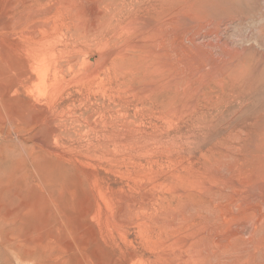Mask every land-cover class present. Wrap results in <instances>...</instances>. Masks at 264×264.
I'll return each mask as SVG.
<instances>
[{"label": "rangeland", "instance_id": "374dc122", "mask_svg": "<svg viewBox=\"0 0 264 264\" xmlns=\"http://www.w3.org/2000/svg\"><path fill=\"white\" fill-rule=\"evenodd\" d=\"M143 1L0 0V264L27 235L37 264H264V184L244 217L224 184L264 151V0Z\"/></svg>", "mask_w": 264, "mask_h": 264}, {"label": "bare ground", "instance_id": "6f19581e", "mask_svg": "<svg viewBox=\"0 0 264 264\" xmlns=\"http://www.w3.org/2000/svg\"><path fill=\"white\" fill-rule=\"evenodd\" d=\"M116 1V0H115ZM144 1H146V0H144ZM144 1H143V3H144ZM149 1H151V0H149ZM159 1V0H158ZM158 1L156 2V3H158ZM177 2H178V0H176ZM175 1V2H176ZM182 1V0H181ZM219 1V0H218ZM218 1L217 2H215V3H217L218 4ZM221 1H223V0H221ZM225 1V0H224ZM230 1V0H229ZM245 1V0H244ZM251 0H249V2H250ZM257 1V0H256ZM260 1V0H259ZM119 2V1H118ZM117 2V3H118ZM147 2V1H146ZM151 2H153V1H151ZM170 2V1H169ZM174 2V3H175ZM180 2V1H179ZM211 2V1H210ZM140 3H142V1L140 2ZM148 3V2H147ZM147 3H146V5H147ZM159 3H160V1H159ZM161 3H164L163 1L161 2ZM182 3V2H181ZM231 3H233V2H231ZM238 3V2H237ZM252 3H253V1H252ZM133 4V3H132ZM149 4V3H148ZM154 5H155V2L153 3ZM175 4H177V3H175ZM179 4V3H178ZM217 4H215V5H217ZM220 4H221V2H220ZM225 4V3H224ZM234 4V3H233ZM242 4V3H241ZM257 4H259V3H257ZM108 5V4H107ZM117 5V4H116ZM142 5V4H141ZM145 5V6H146ZM159 5V4H158ZM163 5V4H162ZM168 5V4H167ZM181 5V4H180ZM184 4H182V6H183ZM244 5H247L246 3H244ZM254 5H255V3H254ZM109 6V5H108ZM115 6V5H114ZM118 6H119V4H118ZM121 6V8H122V5H120ZM125 5H123V7H124ZM151 6H152V3H151ZM169 6V5H168ZM172 6V5H171ZM185 6V5H184ZM239 6H242L243 7V5H240L239 4ZM251 6H253V5H251ZM106 7V6H105ZM238 6H236V8H237ZM245 7V6H244ZM247 7H248V5H247ZM119 8V7H118ZM116 9V11H120V9ZM148 8V7H147ZM165 8V7H164ZM184 8V7H183ZM246 8V7H245ZM251 8V7H250ZM258 8H259V6H258ZM112 9H114L113 7H112ZM112 9L110 10V11H112ZM126 9V8H125ZM146 9V8H145ZM170 9V8H169ZM184 9H186V8H184ZM184 9H183V11H184ZM239 9V8H238ZM237 9V10H238ZM242 9H244V8H242ZM247 9V8H246ZM178 9H176V11H177ZM180 10V9H179ZM255 10V9H254ZM253 10V11H254ZM257 10V9H256ZM109 10H108V13L110 12ZM149 11V10H148ZM180 11H182V10H180ZM180 11H178V12H174L175 14H177V13H179ZM247 11V10H246ZM248 11H250V10H248ZM122 12V11H121ZM120 12V13H121ZM186 12V11H185ZM238 12V11H237ZM252 12V11H251ZM117 13V12H116ZM147 13H149V12H147ZM172 13H173V11H172ZM173 13V14H174ZM153 14H154V12H153ZM234 14V13H233ZM240 14H241V12H240ZM239 13H238V15H240ZM256 14V13H255ZM109 15H110V13H109ZM112 15V14H111ZM166 15V14H165ZM181 15V14H180ZM242 15V14H241ZM240 15V16H241ZM162 16H164V15H162ZM168 16V15H167ZM165 17V16H164ZM249 17V16H248ZM160 18V17H159ZM181 18V17H180ZM161 19V18H160ZM163 19V18H162ZM173 19H175V18H173ZM109 20V19H108ZM158 20V19H157ZM106 21H107V19H106ZM157 22H161V21H157ZM145 23V22H144ZM166 23V22H165ZM164 22H161V24H162V27H165V24ZM153 26V25H152ZM163 40V39H162ZM38 50V49H37ZM36 50V51H37ZM40 51V50H39ZM41 52H43V51H41ZM48 57H50V56H48ZM48 57H47V55L46 54H41V55H38V59H37V61H36V63H35V65L32 67V70H33V73H35L36 74V76L37 77H35V76H33V75H31L30 74V72H29V75L28 76H25L24 78H22L21 79V81L19 82V86L20 87H22V88H28L29 89V91L31 90V87H33L34 85H35V80H36V78H40L41 79V75L44 73V71L48 68V66H49V64H50V62H51V60H50V62H48L49 60H48ZM51 59V58H50ZM231 63V62H230ZM25 64V63H24ZM225 65V64H224ZM224 68V67H223ZM262 68V67H261ZM22 69V68H21ZM27 69V68H26ZM254 69V68H253ZM256 69V68H255ZM32 70H31V72H32ZM257 70V69H256ZM243 71V70H242ZM255 71V70H254ZM22 72H25V71H22ZM144 72V71H143ZM238 72V71H237ZM236 73V72H235ZM239 74H241L240 72H238ZM243 73V72H242ZM253 73V72H252ZM256 73H257V71H256ZM27 74V73H26ZM44 74H46V73H44ZM43 74V75H44ZM238 74V75H239ZM233 75H234V73H233ZM237 75V74H236ZM243 75V74H242ZM250 75V74H249ZM46 76V75H45ZM246 76V75H245ZM244 75H243V78L245 77ZM251 76H252V74H251ZM251 76H248V77H251ZM21 77V76H20ZM234 77V76H233ZM242 76H240V78H241ZM247 77V76H246ZM246 77L244 78V79H246ZM261 77V76H260ZM47 78V77H46ZM46 78H44V76H43V79H45L46 80ZM236 78V77H235ZM263 78V77H262ZM261 78V79H262ZM42 79V80H43ZM249 79V78H248ZM264 79V78H263ZM41 80V81H42ZM41 82H40V80H39V84H40ZM230 83V82H229ZM248 83H249V81H247L246 82V84L248 85ZM255 83V82H254ZM224 84V83H223ZM238 84H240V83H238ZM256 84V83H255ZM254 84V85H255ZM225 85H229V84H225ZM233 85V84H232ZM236 85V84H235ZM247 85H246V88H247ZM253 85V86H254ZM37 86H39L40 87V85H37ZM224 86V85H223ZM223 86H221L222 88H223ZM229 86H231V85H229ZM219 87H220V85H219ZM244 88H245V85L243 86ZM249 87H251L252 88V86H249ZM35 88V87H34ZM231 88V87H230ZM232 88H234V87H232ZM237 88V87H236ZM38 89V88H37ZM221 89V88H220ZM225 89V88H224ZM223 89V90H224ZM243 89V88H242ZM36 90V89H35ZM222 90V89H221ZM254 90V89H253ZM252 89L250 90V91H253ZM34 91V90H33ZM32 92V91H31ZM223 93H226V92H224V91H222ZM246 92H248V91H246ZM240 93V92H239ZM243 93V92H242ZM241 94V93H240ZM239 94V95H240ZM238 94H236V96H237ZM223 96V95H222ZM225 96H226V94H225ZM224 96V97H225ZM210 97V96H209ZM208 97V98H209ZM206 98L207 97H205V100H206ZM207 98V99H208ZM236 98V97H235ZM244 98V97H243ZM256 98V97H255ZM210 99V98H209ZM234 99V98H233ZM204 99H202L201 101H203ZM213 100V99H212ZM211 100V101H212ZM217 100H219V99H217ZM222 100V99H221ZM229 100V99H228ZM23 101V100H22ZM215 101V100H214ZM206 102H207V100H206ZM209 102H210V100H209ZM213 102V101H212ZM220 102V101H219ZM229 102H231V101H229ZM239 102V101H238ZM215 103V102H214ZM240 103V102H239ZM26 104H28V103H26ZM30 104V103H29ZM231 105H233V104H231ZM29 106V105H28ZM31 108H32V105L30 106ZM61 107V105L59 106V108ZM63 107V106H62ZM210 107V106H209ZM212 107V106H211ZM215 108H216V106H215ZM231 108V107H230ZM27 109V108H26ZM32 109H34V106H33V108ZM222 109V108H221ZM227 109V108H226ZM29 110V109H28ZM37 110V109H36ZM217 110V109H216ZM32 111V110H31ZM231 111V110H230ZM226 112V111H225ZM233 112H236V110L235 111H233ZM27 113V112H26ZM221 113H223V111L221 112ZM230 113V112H229ZM218 114H220V112L218 113ZM263 114V113H262ZM28 115V114H27ZM215 115H217V114H215ZM261 115V114H260ZM214 115H211V118L213 117ZM264 116V115H263ZM263 116H261L262 118H263ZM218 117V116H217ZM224 117V116H223ZM227 117V116H226ZM230 117V116H229ZM228 117V118H229ZM232 117H234V116H232ZM259 117V116H258ZM210 118V119H211ZM215 118V117H214ZM222 118V117H221ZM235 118V117H234ZM220 119V118H219ZM257 119V118H256ZM229 120V119H228ZM254 120V119H253ZM7 121V120H6ZM206 121V120H205ZM238 121V120H237ZM260 121H264L263 119H260ZM23 122V121H22ZM27 122L28 121H26V122H24L26 125H27ZM212 122V121H211ZM218 123H220V122H218ZM232 123V122H231ZM248 123V122H247ZM250 123V122H249ZM253 123V122H252ZM260 123V122H259ZM262 123V122H261ZM260 123V124H261ZM28 124H30V125H33V123L31 124V123H29L28 122ZM251 124V123H250ZM256 124V123H255ZM16 125H19V123L18 124H16ZM26 125H25V127L24 128H26ZM221 125V124H220ZM234 125V124H233ZM241 125V124H240ZM243 125V124H242ZM253 125V124H252ZM257 125H258V123H257ZM261 125H263V123L261 124ZM213 126H215V124H213ZM217 126V125H216ZM249 126V125H248ZM260 126V125H259ZM18 127H21L22 129H23V127H22V125L20 124V126H18ZM32 127V126H31ZM34 127V126H33ZM264 127V126H263ZM21 128H20V130H21ZM212 128V127H211ZM248 128V127H247ZM255 128V127H254ZM262 128V127H261ZM17 129V128H16ZM28 129V128H27ZM31 129V128H30ZM264 129V128H263ZM19 129H17L16 131H18ZM19 130V131H20ZM24 130V129H23ZM26 130V129H25ZM56 130V129H55ZM254 130V129H253ZM53 131V130H52ZM240 131V130H239ZM255 131H257V128H255ZM259 131V130H258ZM257 131V132H258ZM261 131H263V130H261ZM260 131V132H261ZM243 132V131H242ZM254 132V131H253ZM55 134H56V132H54ZM246 133V132H245ZM54 134V135H55ZM235 134H236V132H235ZM238 134V133H237ZM252 134H255V132L254 133H252ZM264 134V133H263ZM224 135V134H223ZM239 135V134H238ZM256 135V134H255ZM52 136H53V134H52ZM225 136V135H224ZM239 137H240V135H239ZM249 137V136H248ZM255 137V136H254ZM230 138V137H229ZM229 138H228V140H229ZM237 138V137H236ZM242 138H244V137H242ZM251 138V137H250ZM256 138V137H255ZM253 139V138H252ZM246 140V139H245ZM249 139H247L246 141H248ZM255 139H253V141H254ZM258 140V139H257ZM257 140H255L253 143H252V141H251V143H252V145L251 146H253V144L254 143H256V141ZM221 141V140H220ZM230 141H232V139L230 140ZM238 141V140H237ZM244 142V141H243ZM246 143V142H245ZM248 143H250V141L248 142ZM261 143H264V140H262L261 141ZM230 144H231V142H230ZM237 144V143H236ZM241 144V143H240ZM247 144V143H246ZM248 145H250V144H248ZM260 145V144H259ZM236 146V145H235ZM235 146L233 145V147L235 148ZM230 147V146H229ZM237 147V146H236ZM246 148L248 147L247 145L245 146ZM254 147H256L255 145H254ZM254 147L252 148V149H254ZM261 148H263L262 146H260ZM238 148V147H237ZM241 148H242V146H241ZM245 148V149H246ZM52 149V148H51ZM248 149V148H247ZM246 149V150H247ZM249 149H250V147H249ZM257 150H256V152H257V154L258 155H256V157H253V159H250V158H246L247 160H246V162L244 161V160H242V161H234V162H232V163H230V164H228V168H225V175H227L228 176V180L226 181V182H224V184H225V186L228 188V189H231L233 192H234V194H235V196L238 194V195H242V194H246V195H248L250 198L249 199H244V198H236L235 197V199L233 198L234 197V194L232 195V198L234 199V203L235 204H237V203H239V202H241V204L238 206V211H239V215L241 216V217H244V216H246V215H248L249 213H250V206H252V204H254L255 205V203H257V202H259V200H260V197H259V195H258V193L259 192H261L262 190H261V185H259V184H257V183H263L264 184V181L263 180H261V179H259V180H261V181H259V180H255V179H252L251 177H250V174H255L256 172H257V170L258 169H262V168H264V151H262L261 149H259V147L258 148H256ZM50 150V149H49ZM233 150V149H232ZM236 150V149H235ZM238 150H240L239 148H238ZM242 150H244V149H242ZM263 150H264V148H263ZM50 151H52V150H50ZM55 151V150H54ZM251 151V150H250ZM249 151V152H250ZM253 151L254 150H252V153H253ZM53 152V151H52ZM52 152H51V154H52ZM232 152V151H231ZM209 153V152H208ZM238 153V152H237ZM247 153H248V151H247ZM54 154V153H53ZM212 154V153H211ZM224 154V153H223ZM241 154V153H240ZM249 154H251V153H249ZM253 154H256V153H253ZM217 155V154H216ZM220 155V154H219ZM225 155V154H224ZM242 155V154H241ZM221 156V155H220ZM226 156V155H225ZM236 156V155H235ZM243 156V155H242ZM247 156V155H246ZM245 156V157H246ZM250 156H252V154L250 155ZM249 156V157H250ZM207 158V157H206ZM217 158V157H216ZM237 158V157H236ZM205 159V158H204ZM222 159V158H221ZM227 159V158H226ZM238 159V158H237ZM242 159V158H241ZM240 159V160H241ZM217 160V159H216ZM224 160V159H223ZM233 160V159H232ZM215 162V161H214ZM217 162H219L218 160H217ZM41 163V162H40ZM224 163V162H223ZM222 163V161H221V163L220 164H223ZM227 163V162H226ZM213 164V163H212ZM215 164H217V163H215ZM219 164V165H220ZM207 165V164H206ZM36 166L38 167V165L36 164ZM213 166V165H212ZM221 166V165H220ZM41 167V166H40ZM208 167V166H207ZM214 167V166H213ZM217 167V166H216ZM226 167V166H225ZM203 168V167H202ZM220 168V167H219ZM223 168V167H222ZM221 168V169H222ZM242 168H245V169H242ZM209 169H210V166H209ZM212 171V170H211ZM219 171V170H218ZM216 172V171H215ZM206 173V172H205ZM219 173V172H218ZM209 174V173H208ZM206 175V174H205ZM222 175V174H221ZM223 176V175H222ZM208 177H210V175H208ZM221 177V176H220ZM37 178V176L35 177V179ZM212 178V177H211ZM223 178V177H222ZM33 179V178H32ZM233 179V182L232 183H229L230 182V180H232ZM235 179V180H234ZM264 179V178H263ZM210 180V179H209ZM263 181V182H262ZM52 182H54V181H52ZM208 182H210V181H208ZM213 182V181H212ZM34 183V181L32 182V184ZM36 183H39V182H36ZM213 183H215V182H213ZM212 183V184H213ZM216 184H218V183H216ZM214 185V184H213ZM35 187V186H34ZM33 187V188H34ZM37 187V186H36ZM217 187V186H216ZM37 188H39V187H37ZM222 188H224V187H222ZM226 188V189H227ZM36 189V188H35ZM225 189V188H224ZM219 190H220V188H219ZM209 191V190H208ZM212 191V190H211ZM257 191H259V192H257ZM213 192V191H212ZM223 192H225V191H223ZM227 192V191H226ZM221 194V193H220ZM219 194V195H220ZM224 195L225 194H227V193H223ZM226 196V195H225ZM262 196V195H261ZM228 197V196H227ZM263 197V196H262ZM231 198V199H232ZM264 198V197H263ZM224 199H225V197H224ZM230 199V200H231ZM226 200V199H225ZM233 201V200H232ZM233 203V202H232ZM261 204H262V202H261ZM233 205V204H232ZM218 206H220V205H218ZM230 206H231V204H230ZM263 206V205H262ZM229 207V206H228ZM261 207V206H260ZM264 207V206H263ZM32 208V207H31ZM221 208V207H220ZM226 208V207H225ZM23 209H24V207H23ZM23 209H21V210H23ZM28 209V208H27ZM26 209V210H27ZM234 209H235V207H234ZM25 210V209H24ZM29 210H31L32 211V209H30L29 208ZM225 210V209H224ZM231 210H232V208H231ZM1 211V210H0ZM18 211H20V210H18ZM28 211V210H27ZM31 211H30V213H27V215L28 214H31ZM237 211V212H238ZM29 212V211H28ZM38 212V211H37ZM224 212H226V211H224ZM1 213H2V211H1ZM6 213V212H5ZM4 212L2 213V214H5ZM20 213H22V211H20ZM33 213H35V211H33ZM32 213V215H31V217H33V216H35V214H33ZM215 213V212H214ZM24 214V213H23ZM36 214H38V213H36ZM230 214H231V212H230ZM229 214V215H230ZM251 214H253V213H251ZM1 215V214H0ZM6 215V214H5ZM22 215V214H21ZM236 215H237V213H236ZM2 216V215H1ZM9 216H11L10 214H9ZM15 216H17V215H15ZM226 216V215H225ZM261 216V215H260ZM23 217H25V215H23ZM22 217V218H23ZM30 217V216H29ZM28 217V218H29ZM35 217H37V216H35ZM34 217V218H35ZM259 217V216H258ZM263 217V216H262ZM3 218V217H2ZM8 218V217H7ZM7 218H3L2 220H6ZM18 218V217H17ZM20 218V217H19ZM37 218H39V217H37ZM225 218H227V217H225ZM224 218V219H225ZM14 219V216H13V218L11 219H7V222H9V221H12ZM16 219V218H15ZM14 219V220H15ZM27 219V218H26ZM221 219V218H220ZM256 219H257V217H256ZM9 220V221H8ZM17 220V219H16ZM20 220V219H19ZM18 220V221H19ZM23 220V219H22ZM29 220V219H28ZM27 220V222H30V221H28ZM34 220V219H33ZM228 220V219H227ZM242 220V219H241ZM244 220H245V218H244ZM247 220H248V218H247ZM1 221V220H0ZM25 221V220H24ZM37 221H39L38 219H37ZM226 221V220H225ZM229 221V220H228ZM252 221V220H251ZM258 221V220H257ZM256 221V222H257ZM4 223L6 222V221H3ZM15 222V221H14ZM13 222V223H14ZM22 222V221H21ZM218 222V221H217ZM220 222V221H219ZM230 222V221H229ZM254 222V221H253ZM10 223V222H9ZM8 223V224H9ZM12 223V222H11ZM36 223V222H35ZM231 223H232V221H231ZM238 223V222H237ZM242 223H244L243 221H242ZM258 223V222H257ZM257 223H256V225H257ZM262 223V222H261ZM5 224H7V223H5ZM7 224V225H8ZM16 224H18V223H16ZM22 224V223H21ZM29 225H30V223H28ZM224 224V223H223ZM233 224V223H232ZM251 224H253V223H251ZM20 225V224H19ZM18 225V226H19ZM25 225V224H24ZM23 225V226H24ZM32 225V224H31ZM254 225V224H253ZM259 225V224H258ZM213 226V225H212ZM221 226V225H220ZM225 226V225H224ZM235 226V225H234ZM32 227V230L33 229H35V227H37V225L34 227V225L33 226H31ZM34 227V228H33ZM215 227V226H214ZM237 227H238V225H237ZM24 228H25V226H24ZM23 228V229H24ZM38 228H39V226H38ZM38 228H37V231H38ZM228 228H230V227H228ZM235 228V227H234ZM253 227H251V229H252ZM254 228H256L255 226H254ZM19 230V229H18ZM217 230V229H216ZM232 230H234L233 229V226H232ZM232 230H230V231H232ZM254 230H256V229H254ZM21 231V230H20ZM26 231V230H25ZM25 231H22V233L23 232H25ZM34 231H36V230H34ZM40 231V230H39ZM211 231V230H210ZM209 231V232H210ZM15 232H16V230H15ZM15 232H14V234H15ZM19 232V231H18ZM17 232V233H18ZM233 232V231H232ZM2 233V232H1ZM9 233H11V232H9ZM37 233V232H36ZM41 233V232H40ZM5 234V233H4ZM25 234V233H24ZM229 234V233H228ZM231 234V233H230ZM17 235V234H16ZM35 235V234H34ZM39 235V234H38ZM251 235V234H250ZM1 236V235H0ZM24 236V235H23ZM2 237V236H1ZM27 238H29V236L27 235L26 236ZM31 237H32V235H31ZM230 237V236H229ZM237 237V236H236ZM27 238H25V239H27ZM36 238V237H35ZM38 238V237H37ZM39 238H40V236H39ZM6 239V238H5ZM25 239H23L22 241H20V242H18V241H16V242H18V243H13V241L12 240H14L13 238H7L6 240H5V244H8L9 245V243H10V245L9 246H12V247H15L16 248V251H15V253H16V255H18V260H19V264H24V263H26V262H31V264H37V259H36V254H37V252H36V248L38 247L39 248V246H37V247H35L36 245H35V243H32V241H27V240H25ZM229 240V239H228ZM42 241V240H41ZM230 241H231V239H230ZM51 242V241H50ZM4 243V242H3ZM2 243V244H3ZM41 243H43V242H41ZM2 244L0 243V245L2 246ZM48 244V243H47ZM52 244V243H51ZM51 244H49L50 246H52ZM46 245V244H45ZM42 246H44L43 244H42ZM5 247V246H4ZM8 248V247H7ZM48 248H51V247H48ZM52 248H54V247H52ZM51 248V250L50 251H52L53 249ZM6 250V249H5ZM39 250V249H38ZM10 251H11V249H10ZM54 251V250H53ZM11 253H12V251H11ZM14 253V254H15ZM40 253H41V251H40ZM48 253H50V252H48ZM13 255V254H12ZM15 256V255H14ZM13 257V256H12ZM50 258V257H49ZM14 259H16L15 257H14ZM16 259V260H17ZM38 259H40V258H38ZM46 261V260H45ZM18 262V261H17ZM18 264V263H17ZM29 264V263H28Z\"/></svg>", "mask_w": 264, "mask_h": 264}]
</instances>
